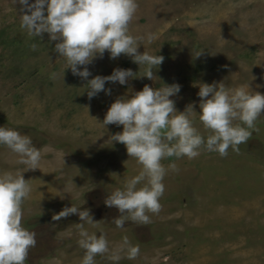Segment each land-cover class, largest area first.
<instances>
[{"label": "rangeland", "instance_id": "rangeland-1", "mask_svg": "<svg viewBox=\"0 0 264 264\" xmlns=\"http://www.w3.org/2000/svg\"><path fill=\"white\" fill-rule=\"evenodd\" d=\"M137 5L128 30L133 36L152 34L151 43L142 40L137 51L163 57L152 69L155 77L134 76L124 85L106 81L107 93L88 98L84 79L67 67L62 73L64 59L54 51L55 41L47 33L29 38L19 27V4L0 0V125L29 135L42 154L37 169L22 172L31 191L21 223L36 233L25 264H79L78 217H51L82 202L79 207L101 219L110 247L125 235L139 244L135 259L117 264H264V115L238 152L229 148L223 157L201 151L192 159L162 160L165 166L174 160L177 171L163 179L158 213H149L147 225L112 223L119 213L103 199L140 167L122 143L108 140L121 126L104 128L99 122L115 98L145 84L177 83L179 91L170 97L175 109L191 103L199 111L200 82L222 80L229 88L248 83L264 94V0H137ZM194 50L202 54L194 58ZM86 67L88 78L115 68L143 71L129 56L109 58L107 51ZM50 72L57 78L50 79ZM194 124L204 132L198 120ZM16 159L0 146V171L20 169ZM95 262L112 264L100 255Z\"/></svg>", "mask_w": 264, "mask_h": 264}, {"label": "clouds", "instance_id": "clouds-1", "mask_svg": "<svg viewBox=\"0 0 264 264\" xmlns=\"http://www.w3.org/2000/svg\"><path fill=\"white\" fill-rule=\"evenodd\" d=\"M14 3L20 6L19 27L29 38L47 33L48 39L55 41L54 51L64 59L62 73L67 67L84 79L83 91L88 98L100 91L107 93L106 81L124 85L128 78L140 75L153 80L152 69L163 61L156 52L137 51L142 40L151 43V33L133 36L128 30L137 0H14ZM30 47L35 48L36 44ZM105 51L109 58L129 56L138 66L143 65V71L137 75L131 69L115 68L109 75L88 78L86 65L94 57H102ZM191 53L194 58L199 57L202 50ZM49 78L56 79L57 73L50 72ZM196 86L199 111L191 103L182 111L175 109L170 97L179 91L177 83H162L159 87L145 84L131 95L115 98L105 110L99 121L103 127L121 126L108 140L122 143L127 157L134 158L140 166L103 199L105 206L115 207L119 213L112 218L116 228L124 227L126 222L147 225L149 213H158L164 193L163 179L168 172L177 171L174 160L167 166L162 160L192 159L201 151L223 157L229 148L238 152V146L255 130L257 118L264 115V94L253 91L248 83L229 88L221 80ZM194 120L200 122L203 133ZM0 146L14 153L17 164L22 166L16 171H0V264H25L29 249L36 244V233L21 223L22 204L31 191L22 172L37 169L42 154L29 135L4 125H0ZM81 204L63 207L51 217L54 221L70 214L78 217L74 224L76 244L83 249L79 264H96L97 255L112 264L139 255V244L131 243L126 235L110 247L101 219L94 220L87 208L79 207Z\"/></svg>", "mask_w": 264, "mask_h": 264}]
</instances>
